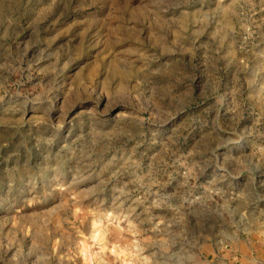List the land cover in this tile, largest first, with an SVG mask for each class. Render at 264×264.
<instances>
[{"label": "rangeland", "instance_id": "obj_1", "mask_svg": "<svg viewBox=\"0 0 264 264\" xmlns=\"http://www.w3.org/2000/svg\"><path fill=\"white\" fill-rule=\"evenodd\" d=\"M264 263V0H0V264Z\"/></svg>", "mask_w": 264, "mask_h": 264}, {"label": "crops", "instance_id": "obj_2", "mask_svg": "<svg viewBox=\"0 0 264 264\" xmlns=\"http://www.w3.org/2000/svg\"><path fill=\"white\" fill-rule=\"evenodd\" d=\"M243 264H246V263H243ZM257 264H261L260 262L259 263H257ZM264 264V263H263Z\"/></svg>", "mask_w": 264, "mask_h": 264}]
</instances>
